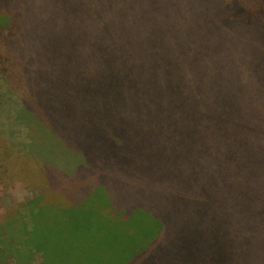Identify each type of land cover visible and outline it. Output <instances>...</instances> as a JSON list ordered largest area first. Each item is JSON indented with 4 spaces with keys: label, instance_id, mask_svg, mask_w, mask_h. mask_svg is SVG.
<instances>
[{
    "label": "trees",
    "instance_id": "obj_1",
    "mask_svg": "<svg viewBox=\"0 0 264 264\" xmlns=\"http://www.w3.org/2000/svg\"><path fill=\"white\" fill-rule=\"evenodd\" d=\"M11 1L0 0V8L11 15L6 25L1 22L0 32L8 25L14 27L16 13L7 11ZM78 1L94 11L93 17L83 21L84 25H70L68 37L52 49V44L43 41L47 34L56 33L51 18L59 0H22L24 13L16 18L21 40L12 45L16 51L13 74L6 69L1 79L6 92L0 95L1 159L28 179L24 187L23 183L18 189L4 191L1 201L9 213L22 211L18 221L26 236L21 243L29 258L38 254L42 264H195L197 255L209 254L210 258V251H220L215 239L237 237L242 248L235 259H213V263L242 264V260L244 264H264V202L259 194L252 197L255 212L245 211L255 217L253 230L224 237V223L217 220L216 213L211 215V200L218 201L220 191L210 195L207 203L205 197L192 202V195L199 192L182 185L187 178L179 173L176 180L178 174L172 177L159 164L170 158V147L161 148L165 155L152 149L139 154L138 161H127L134 149L146 143L160 144L150 134L138 135L142 119H146L140 106L148 114L150 105L156 106L155 111L157 105L163 107L167 93L191 91L195 96L200 91V87L186 86L192 82V16L198 17L205 9L204 13L218 19L211 24L216 25L215 35L224 40L214 43L220 54L209 65V91L201 99H210L212 104L204 109L205 114L202 109L193 115L191 109L183 110V123L196 122L199 131L193 135L203 138L206 150L205 171L197 173L195 181H201L205 191L223 180L226 168L222 170L216 160L211 162V154H221L226 143L228 148L234 145L223 134L226 129L232 136L236 132L245 136L234 161L245 178L254 171V157L261 158L264 167V149L256 150V137L264 134V0H258L254 9L242 0ZM1 16L3 21L6 14ZM248 37H258L260 42L253 47L246 44ZM144 38L152 42L154 58L165 54L162 58L168 60L161 58L156 63L154 59L155 68L140 74V80L138 75L135 85L112 83V76L110 81L106 77L113 69L106 66L101 71L111 85L106 83L97 90L79 85L80 77L91 79L88 71L94 62L99 61L98 66L106 56L125 53ZM24 41L31 51L21 57ZM236 64H241L240 73H236ZM115 84L109 106H115L119 95L133 110L125 116V130H106L104 144L98 146V120L104 116L100 102L110 97ZM204 115L206 122H200ZM173 116L163 107V120ZM178 131L185 132L181 126ZM203 145L192 146L191 151L204 150ZM13 155L19 156L20 164L13 163ZM153 155L161 158L152 160ZM199 206L207 211L204 217ZM2 243L1 255L13 248L11 243ZM13 250L5 257L8 264L19 261Z\"/></svg>",
    "mask_w": 264,
    "mask_h": 264
},
{
    "label": "rangeland",
    "instance_id": "obj_2",
    "mask_svg": "<svg viewBox=\"0 0 264 264\" xmlns=\"http://www.w3.org/2000/svg\"><path fill=\"white\" fill-rule=\"evenodd\" d=\"M242 2L247 6L251 5L252 9H254V7H256L258 4V0H242ZM81 3L82 2L78 0H59L57 8L54 11L55 15H53L51 18V26H54L57 29L56 33L54 36L47 34L43 43L52 44V49H54L56 45L64 42L65 38L68 37L66 36L68 32L67 28L70 25H77L79 23L84 25L86 23H84L83 21L90 22L89 20L93 17L94 11L86 10ZM9 5L10 6L7 8V11H14V13H16V17L14 27L13 25H8V28L2 29L0 32V85L2 86L0 88V95L2 96L5 95L6 92H4L5 86H3L4 84L1 79L5 75L6 69H9L7 71L8 73L10 72L11 74H13L14 55L16 51L15 48H12V45L16 41L21 40L20 34L16 29V25L19 22V20H17L19 19L18 17L24 13L22 0H12ZM192 7L195 8L193 2ZM204 11L205 9L202 13L197 11L199 15L198 17L192 16V82H190V85L186 86V88L192 87V89H197L198 87H200V91L196 93L195 96H192L191 91L188 89H186V91H190V93L188 94L184 93L183 91H177L175 93L171 92V94L167 93L165 95V102L163 104V107L167 114H171V112H173L174 116L171 120H163V107L157 105L156 103V111L154 109V107L156 108L155 105H150L148 108V114L150 115V117H148L145 106H140L141 108H139V111L141 112L142 117L146 119H142L143 124L137 131V133L140 132L138 135L146 137L148 134H150V138L155 137L160 144H157L156 147H153L154 145L146 143L140 148L134 149L132 155L127 159V161H135L136 159L138 161L139 154L152 149L159 150V152H157L160 154L159 156H161V154L165 155V153L161 152L163 151L161 148L170 147L172 150H170V158L168 156L167 159L165 158L163 160L162 164H159L163 169L171 172L170 174L172 177L178 174L176 180L179 179V173L182 175V177L187 178L189 183H182V185L187 184L192 187L193 191L199 192L196 195H192V202H197L199 198L203 199L205 197V203H207L208 200L210 201V195L218 192V190L220 191L219 193L221 196L219 200H211L213 208L211 215L213 216V214L216 213L217 220L224 223V226L222 228V235L224 237H227L236 231H242L248 228L253 230V228L255 227V217L249 216L247 213H245V211L254 210L255 212L254 200L252 199L253 193L259 194L261 201L264 202V167L261 164L262 159L254 157V171L251 174H247L249 177L245 178L244 174L240 170L239 165L236 166V163L238 164V161H236V163L234 162L236 160V153L244 143L245 136L242 133L243 131L240 132V135L243 136H239L237 134L238 132H236V134L232 136V134L229 133L230 131L226 129V132L224 131L223 134L225 135V137L232 139V143L234 145L232 146V148H228V145L226 143L227 147L225 148V150L223 149L221 154H211V162L213 160H216L218 161L216 165H221L222 170H225L226 168V172L222 176L223 180L217 181L214 184L212 190H210V187L205 191L201 185V181L197 183L195 181V178H197L196 174L201 173V175H203L205 171V169H203V159L206 155V150L205 145H203V138L197 139V137L195 138L193 135V133H198L199 131L196 127V122L192 124V122L189 120L188 123H183L185 121L183 119L185 115V112L183 110L189 111V109H191L192 115L199 109H202L201 111L204 113V109L212 104L210 99H201L202 97H207V92L209 91V65L211 64L212 58L220 54L218 49L214 47V43L220 40H224V38H222L221 36L215 35L217 31L215 28L216 25L211 24V22H215L218 19L214 16V14L208 15V13H204ZM2 12L6 14V17L3 21H0V28L3 27L1 26V22L5 23L6 25L8 20H10L11 18V15H9L2 8H0V18L2 17ZM250 12L251 11L248 10V13ZM43 15L47 16L45 14ZM209 17L212 20H210ZM199 18L202 19L196 20ZM44 21L45 23L48 22L47 19H45ZM253 28L257 27L254 25ZM254 34L255 31H252V35ZM239 41L246 42L244 38H239ZM247 41L248 42H246V44H252L254 47L260 42V39H258V37H248ZM149 45L152 46V42L149 39L144 38L142 40H139L137 45L131 47L130 50L125 51V53L116 52L114 53V56H106L105 60L102 63H99L98 66L95 65V63L99 61L94 62L93 68H90L88 71L91 79L87 80L84 77H80L79 85L82 87L91 86L96 90L106 83L108 85H111L103 76V73L101 71L102 66L113 69L111 74L106 77L109 78L110 81V76H112V83L118 82L120 85H135V82L138 79V75L140 80V74L146 73L147 69L150 67L155 68L156 65L152 66V63L155 62L154 59L157 60V63L158 60L165 55L162 54L161 56L154 58L156 55L153 53ZM22 49L23 52H19L21 57L25 56L24 54H26L28 51V54L30 53L31 46L28 42L24 41ZM162 60H168V57H164L162 58ZM16 63L18 66L17 61ZM240 68L241 64H236V73H240ZM26 78L27 80H30L27 76V73ZM20 88L22 87L20 86L18 88H9L8 91L11 89L13 91H17ZM115 88L116 84L112 85V93L110 94V97L106 99V101L102 103L100 102V113H102V115L104 116L102 119L98 120V138L95 141V144H98V146L104 144L102 133L104 134L106 130H109V132L113 133L117 132V130H125V124L128 122L125 116H130L133 110L131 104L124 103L122 98H120L121 96L119 95H116V98L118 97V100H116L115 106H109L110 98L112 97L114 93L113 90L115 91ZM148 101L151 102L153 100L148 99ZM182 111L184 112L183 114ZM204 121L206 122L205 115L200 122ZM243 124L244 123L241 120L240 125L242 127H244ZM180 126L185 130V132L181 133L178 131V128ZM146 127L149 128V131H145L147 130ZM154 133L155 135H153ZM254 136L256 137V135ZM256 140L258 141V147L256 150L264 149V134H258ZM184 142L186 143L185 146L182 145ZM197 144L203 145L202 148L204 150H197L192 152V146L194 149ZM8 153L13 154L12 151H9ZM13 156L15 158V155ZM157 156L158 155H153L152 160H159L161 158H157ZM19 160V156L15 159H12L13 163L16 165H18V163L20 164ZM148 160H151V158H148ZM196 166L198 169L196 168ZM208 172L206 170V177ZM146 174L148 175L147 172ZM27 182L28 179L18 174V170L15 172L11 167L5 166V161L3 162L0 155V247L3 246L2 242L4 241L6 243H11V246L13 247L11 250L14 249L13 253H15V255L19 257V261H15V263L12 262L13 264H42L43 260L41 256L36 254L31 255V258H29V252L21 243L23 236H26V234L24 233L25 230L20 228V221H18V219L20 218V213L22 211H19L17 213H9L7 211L8 206L6 204H3L1 201V194L4 191L14 190V187L15 189H18L20 186H22L23 183L24 187L25 185H27ZM170 187L172 189H175L171 185ZM178 192L180 191L178 190ZM185 194L186 196H188V193L185 192ZM207 194L209 195L208 197ZM215 203L217 205H215ZM214 209L216 210L214 211ZM198 210L205 212L201 213L203 217L204 215H207V211L203 210L200 206ZM29 227L30 225L27 223V228ZM196 234L199 236L200 232L198 233L197 231ZM239 240L240 239L237 237L215 239L214 241L221 247L220 251L222 250L225 253L220 254V251L216 249L210 251V258L209 254L203 257L197 255V257L195 258L197 263L195 264H214L213 262H216L220 258L226 257L235 259L237 253L239 252V248H242V246L238 245ZM19 249L21 250L19 251ZM11 250L2 253V255L0 254V264H8V262L5 261V257ZM213 259L216 261H214ZM240 263L244 264V261L241 260Z\"/></svg>",
    "mask_w": 264,
    "mask_h": 264
}]
</instances>
